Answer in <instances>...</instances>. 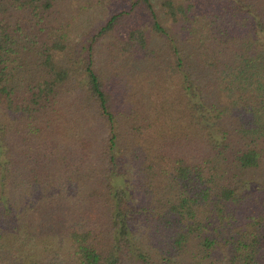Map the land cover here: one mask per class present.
Here are the masks:
<instances>
[{
	"label": "trees",
	"instance_id": "1",
	"mask_svg": "<svg viewBox=\"0 0 264 264\" xmlns=\"http://www.w3.org/2000/svg\"><path fill=\"white\" fill-rule=\"evenodd\" d=\"M0 264H264V0H0Z\"/></svg>",
	"mask_w": 264,
	"mask_h": 264
}]
</instances>
